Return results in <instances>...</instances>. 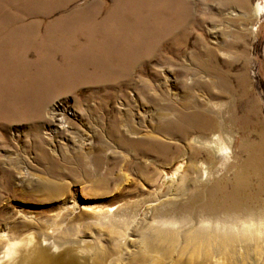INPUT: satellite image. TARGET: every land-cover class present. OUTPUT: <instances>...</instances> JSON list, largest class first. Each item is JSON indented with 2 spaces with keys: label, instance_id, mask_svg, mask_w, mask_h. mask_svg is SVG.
Returning <instances> with one entry per match:
<instances>
[{
  "label": "rangeland",
  "instance_id": "1",
  "mask_svg": "<svg viewBox=\"0 0 264 264\" xmlns=\"http://www.w3.org/2000/svg\"><path fill=\"white\" fill-rule=\"evenodd\" d=\"M261 146L264 0H0V264H264Z\"/></svg>",
  "mask_w": 264,
  "mask_h": 264
},
{
  "label": "bare ground",
  "instance_id": "2",
  "mask_svg": "<svg viewBox=\"0 0 264 264\" xmlns=\"http://www.w3.org/2000/svg\"><path fill=\"white\" fill-rule=\"evenodd\" d=\"M259 11L255 10L253 13V16L258 17ZM151 13L148 11H140L137 14V23L139 22V27L137 28V25L135 28H131L129 30H127L126 32H124V39L128 42V35L130 32H134L136 33L137 30H139V33L137 35V38L135 39H131L132 41L136 42L132 45L133 48H135V50L140 54L141 57L147 55L149 57H152L153 55H155V53L158 51V47L161 46L163 41H166L168 39V37L172 36L175 34V29L176 27H182L184 26V24L190 19L191 14L190 13H186L184 15H182L178 21L177 19V23L176 25L173 27L174 24H170L168 22V19L163 18L162 14H157L155 15V24L153 26V28L149 27L148 25H143L141 23V20L146 18V21L150 18ZM124 24L125 27L128 28L129 27V19L128 18H124ZM152 32H149L151 31ZM180 46V45H179ZM178 46V47H179ZM210 54H213L212 50H209ZM137 56V55H136ZM137 58V57H136ZM124 68L127 70V72H129V63L126 62ZM72 69V68H71ZM38 74H44V75H48L46 72L41 71ZM243 95L246 96L247 93L246 91L243 92ZM215 96V95H213ZM248 113V112H247ZM246 113V115L244 116V123L248 124L249 122V115ZM22 115V114H21ZM39 115H37L35 118H37ZM16 118V119H20L23 118L22 116L19 115H15V116H11L9 118ZM2 118H8L7 116H3ZM8 118V119H9ZM229 121L233 123V118H229ZM194 128L199 132L204 134L207 131H221V129L223 128V126L221 125V123L218 121V118H214L211 117L210 115L205 116V115H199L197 119H195L194 121ZM211 128V129H210ZM181 136L185 137L188 133V128H186L185 130H182L181 132ZM195 143L198 145H207L210 148L213 149V151L216 153L219 148L221 149V143L220 142H216V141H212V142H208V143H203L202 141L196 139ZM262 149V153L261 155H255L256 159H257V163L255 165H253V168L255 169L258 166H263L264 167V152H263V147H260ZM259 148V149H260ZM260 149V150H261ZM256 152V151H255ZM247 168H251V165L249 164L247 166ZM233 227L229 226V230L232 229ZM257 232L260 234L264 233V229L259 228L257 230ZM252 231L250 228L247 227V229L242 230L241 234H243L244 237H249L252 236ZM240 234V233H239ZM145 251V250H144ZM147 254V253H146ZM7 255H11V252ZM144 259V258H143ZM143 261V260H142ZM51 264H73V262L70 261H58V258L56 259H52V261L50 262Z\"/></svg>",
  "mask_w": 264,
  "mask_h": 264
},
{
  "label": "water",
  "instance_id": "3",
  "mask_svg": "<svg viewBox=\"0 0 264 264\" xmlns=\"http://www.w3.org/2000/svg\"><path fill=\"white\" fill-rule=\"evenodd\" d=\"M53 258V257H52Z\"/></svg>",
  "mask_w": 264,
  "mask_h": 264
}]
</instances>
